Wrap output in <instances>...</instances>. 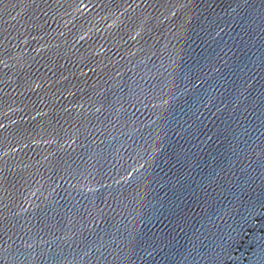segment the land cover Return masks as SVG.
<instances>
[{"label":"water","instance_id":"1","mask_svg":"<svg viewBox=\"0 0 264 264\" xmlns=\"http://www.w3.org/2000/svg\"><path fill=\"white\" fill-rule=\"evenodd\" d=\"M0 264H264V0H0Z\"/></svg>","mask_w":264,"mask_h":264}]
</instances>
